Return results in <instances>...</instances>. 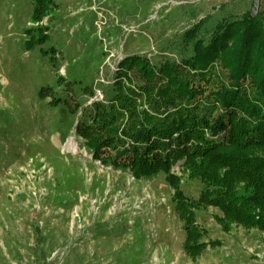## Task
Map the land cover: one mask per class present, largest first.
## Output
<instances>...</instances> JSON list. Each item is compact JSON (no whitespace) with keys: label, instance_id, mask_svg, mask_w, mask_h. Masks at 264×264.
<instances>
[{"label":"rangeland","instance_id":"374dc122","mask_svg":"<svg viewBox=\"0 0 264 264\" xmlns=\"http://www.w3.org/2000/svg\"><path fill=\"white\" fill-rule=\"evenodd\" d=\"M35 1L0 0V264H264V232L225 231L214 207L197 211V222L206 242L222 244L188 255L164 175L136 179L94 160L81 133L94 125L96 103L117 111L108 87L124 58L179 60L176 35L220 7L242 15L260 1L54 0L39 23ZM38 28L47 40L28 47L27 31ZM182 184L192 198L203 187Z\"/></svg>","mask_w":264,"mask_h":264},{"label":"trees","instance_id":"16d2710c","mask_svg":"<svg viewBox=\"0 0 264 264\" xmlns=\"http://www.w3.org/2000/svg\"><path fill=\"white\" fill-rule=\"evenodd\" d=\"M259 1L255 13L237 15L225 5L176 35L172 53L179 60L124 58L108 87L116 113L96 103L94 125L81 130L94 160L130 170L136 179L164 175L185 233L183 248L193 258L222 244L205 241L208 232L197 222V211L217 208L221 215L215 219L225 231L235 224L264 232V0ZM53 6L54 0H36L33 20L42 22ZM38 30L27 31L28 47L47 40V31ZM134 78L143 83L132 88ZM146 104L150 109L141 108ZM104 147L115 154L102 156ZM185 178L202 184L197 198L185 193Z\"/></svg>","mask_w":264,"mask_h":264},{"label":"bare ground","instance_id":"6f19581e","mask_svg":"<svg viewBox=\"0 0 264 264\" xmlns=\"http://www.w3.org/2000/svg\"><path fill=\"white\" fill-rule=\"evenodd\" d=\"M71 140V139H70ZM68 141V143H67V145L65 146L67 149H72V150H76L73 146H72V143H71V141ZM64 147V148H65Z\"/></svg>","mask_w":264,"mask_h":264}]
</instances>
